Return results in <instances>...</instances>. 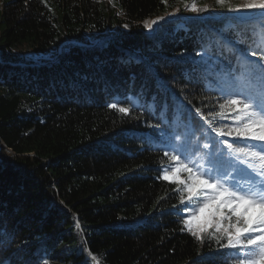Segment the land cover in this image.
Instances as JSON below:
<instances>
[{
    "label": "trees",
    "instance_id": "trees-1",
    "mask_svg": "<svg viewBox=\"0 0 264 264\" xmlns=\"http://www.w3.org/2000/svg\"><path fill=\"white\" fill-rule=\"evenodd\" d=\"M195 3L207 10L151 31L186 0H0L2 264H232L187 231L162 172L216 151L209 126H233L220 105L258 89L247 73L264 51L255 21Z\"/></svg>",
    "mask_w": 264,
    "mask_h": 264
},
{
    "label": "snow or ice",
    "instance_id": "snow-or-ice-1",
    "mask_svg": "<svg viewBox=\"0 0 264 264\" xmlns=\"http://www.w3.org/2000/svg\"><path fill=\"white\" fill-rule=\"evenodd\" d=\"M215 3L237 14L260 10L259 17L238 15L237 18L255 21L254 43L258 50L264 51V0H242L235 6L232 0H215ZM186 7L192 12L207 10L198 8L195 0L190 6L186 0ZM247 80L249 84L259 81L260 86L231 92L225 104L220 105L221 109L230 107L233 126L226 133L209 126L207 138L214 147L218 146L216 151H206L198 158L202 162L191 160L183 153L173 155L176 166L172 168L171 178L179 186L182 207L178 211L189 213L181 223L192 237L201 243L205 240L202 234L214 239L220 249L231 254L232 264H264V63L251 66ZM120 111L127 114L129 110L120 108ZM213 131L217 137L211 136ZM224 135L237 140L221 141L218 137ZM203 148L209 149V145ZM181 173H186V177L181 178ZM241 174L245 177L243 183L239 179ZM163 179H170L166 170ZM205 213L204 224L194 227V222ZM209 226L214 228L212 233L207 232Z\"/></svg>",
    "mask_w": 264,
    "mask_h": 264
},
{
    "label": "rangeland",
    "instance_id": "rangeland-1",
    "mask_svg": "<svg viewBox=\"0 0 264 264\" xmlns=\"http://www.w3.org/2000/svg\"><path fill=\"white\" fill-rule=\"evenodd\" d=\"M239 3H242V0L239 1ZM238 3V4H239ZM194 12L188 10V9H184V10H180V9H176V10H173L172 12L166 14V15H163V16H159L158 18H155L153 20H150L149 22H147V24H151L152 26L151 27H147L149 28L151 31H155L157 29V27L162 23V22H168V21H172V20H176L177 18H196L197 15L193 14ZM238 15H247V16H256V17H259L261 15V11L260 10H253L252 12H248V13H240V14H237V13H233V12H229L227 11V9L225 10H222V9H211L208 14L203 17V19L209 17V18H222V17H225V16H232L234 17L236 20H240L238 19ZM153 21H155V23H152ZM126 28H129V26L127 25ZM96 42V41H94ZM26 57L28 58H31L32 60H34V63L33 64H41V61L38 59V56H35L31 53H26L25 54ZM39 60V61H38ZM176 165L172 166H167L166 168H164L163 170V176H164V173H165V170L168 172L169 174V177L170 179L169 180H172V168L175 167ZM181 175V178H185L186 176L184 174H180ZM173 181V180H172ZM189 215V213L186 214V217ZM207 218V213L203 214L200 216V219L198 221H195L194 222V227H196L197 225H200L202 226L205 222ZM225 223H227L225 221ZM214 231V228L212 226H209L208 229H207V232H212Z\"/></svg>",
    "mask_w": 264,
    "mask_h": 264
},
{
    "label": "built area",
    "instance_id": "built-area-1",
    "mask_svg": "<svg viewBox=\"0 0 264 264\" xmlns=\"http://www.w3.org/2000/svg\"><path fill=\"white\" fill-rule=\"evenodd\" d=\"M94 264H100L97 259H95Z\"/></svg>",
    "mask_w": 264,
    "mask_h": 264
},
{
    "label": "water",
    "instance_id": "water-1",
    "mask_svg": "<svg viewBox=\"0 0 264 264\" xmlns=\"http://www.w3.org/2000/svg\"><path fill=\"white\" fill-rule=\"evenodd\" d=\"M38 59L40 60V57H38ZM39 60H38V61H39Z\"/></svg>",
    "mask_w": 264,
    "mask_h": 264
}]
</instances>
